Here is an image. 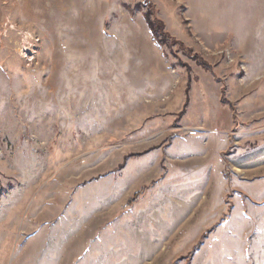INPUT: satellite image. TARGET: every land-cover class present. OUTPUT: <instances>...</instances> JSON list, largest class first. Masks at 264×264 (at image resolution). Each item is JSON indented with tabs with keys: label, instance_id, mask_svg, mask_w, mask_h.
Returning <instances> with one entry per match:
<instances>
[{
	"label": "rangeland",
	"instance_id": "obj_1",
	"mask_svg": "<svg viewBox=\"0 0 264 264\" xmlns=\"http://www.w3.org/2000/svg\"><path fill=\"white\" fill-rule=\"evenodd\" d=\"M8 2L0 264H264V0Z\"/></svg>",
	"mask_w": 264,
	"mask_h": 264
},
{
	"label": "bare ground",
	"instance_id": "obj_2",
	"mask_svg": "<svg viewBox=\"0 0 264 264\" xmlns=\"http://www.w3.org/2000/svg\"><path fill=\"white\" fill-rule=\"evenodd\" d=\"M34 1H36V0H10V2H8V7L11 8V9L12 8H15V9L19 8V10H23L22 11L24 13L23 16H25L27 20L34 21L35 13L33 11L37 10L33 6ZM42 1H43V5H46V7L44 8V10L46 12V16H47L46 18L50 19V17L53 14H56L57 11H59V10H61L63 8L64 2L66 0H54L53 1V3H54L53 5L51 4L52 0H42ZM49 2L51 4V6L49 5ZM28 7H32V8L29 10ZM41 8H43V7H41ZM50 10H52V11H50ZM41 18L44 19L45 17H41Z\"/></svg>",
	"mask_w": 264,
	"mask_h": 264
},
{
	"label": "trees",
	"instance_id": "obj_3",
	"mask_svg": "<svg viewBox=\"0 0 264 264\" xmlns=\"http://www.w3.org/2000/svg\"><path fill=\"white\" fill-rule=\"evenodd\" d=\"M129 9V7H127ZM132 11V9H130ZM143 18L146 23V26L155 40L156 44L160 47H164L166 45V42L168 41V35L164 31V25L160 21H157L153 18V11L151 9H148L147 11H143ZM205 71L210 72L211 74V69L204 67ZM212 75V74H211ZM226 104V103H225ZM137 194V193H136ZM135 194V195H136ZM200 246V243H197L195 245L193 252H197L198 248Z\"/></svg>",
	"mask_w": 264,
	"mask_h": 264
}]
</instances>
